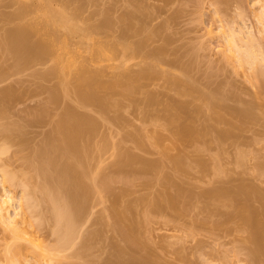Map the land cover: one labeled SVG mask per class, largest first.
Masks as SVG:
<instances>
[{
	"label": "rangeland",
	"instance_id": "374dc122",
	"mask_svg": "<svg viewBox=\"0 0 264 264\" xmlns=\"http://www.w3.org/2000/svg\"><path fill=\"white\" fill-rule=\"evenodd\" d=\"M21 6L27 11L17 18ZM48 8L78 28L70 35L65 27H55L56 36L67 37L68 55H61L63 49L55 43L61 60L66 63L69 58L74 64L64 72L55 55L24 64L23 59L4 54L6 32L18 24L34 23L36 36L31 38H46L42 17ZM130 13L135 18L129 20ZM143 24L145 29L137 31ZM227 27L251 34L264 55V0H178L168 9L162 0H0V91L12 88L16 94L10 105L4 102L8 107L0 123L24 127L16 142L0 135V175L7 170L22 172L21 177L29 172L23 157L45 142L66 108L87 115L95 126L89 138L92 159L86 180L97 189L77 228L84 238L77 235L68 250L62 248L58 254V248L50 254L51 264H250L246 239L251 228L210 194L252 186L259 196L253 199L249 194L252 200L239 196L241 206L264 210V60L254 69L239 66L226 50ZM140 42L144 47L139 52L123 53L121 43L134 48ZM82 66L101 71L99 83L106 87L143 69L153 74L134 92L119 85L104 110L97 104H81L76 77ZM212 98L220 104L222 121L211 109ZM176 104H184L186 110L177 111ZM247 107L252 116L236 118L235 110ZM173 114H180L179 119L170 121ZM190 118L197 130L208 131L195 138L180 136L176 127L188 124ZM228 122L233 123L232 134L218 140L217 130L229 129ZM21 140L24 144H18ZM127 155L134 156L135 165L119 169V162L126 164L130 158ZM141 161L150 168L140 170ZM21 189L13 186V196L19 199ZM166 194L178 197L176 207H169ZM119 217L124 227L135 230L131 240L117 228ZM0 226V264H7L4 248L10 233ZM48 227L27 230L51 249L57 236ZM85 241L89 250L83 247ZM117 246L129 252L121 256ZM82 250L85 254H80Z\"/></svg>",
	"mask_w": 264,
	"mask_h": 264
},
{
	"label": "bare ground",
	"instance_id": "6f19581e",
	"mask_svg": "<svg viewBox=\"0 0 264 264\" xmlns=\"http://www.w3.org/2000/svg\"><path fill=\"white\" fill-rule=\"evenodd\" d=\"M162 1H164L165 6L168 9L173 5L175 1L178 0H162ZM25 7L21 6L20 9L21 11L19 10V12L15 14L17 18L21 17V15L27 11L26 10L27 8ZM127 17L129 20L135 18L134 14L132 13L128 14ZM169 19L170 18H168L167 21ZM42 23L44 25V31H45L44 33L46 35V38H41L40 36L39 40L38 37L36 41L32 39L36 36L35 35L36 32L35 30H37L36 24L34 23L26 24V25L24 24L23 26L22 25L20 26V24H18L16 28L14 29L12 28L10 29V31L6 32V36L4 37V39L6 40L5 42L6 45H4L5 53L4 52L2 53L11 54L13 55V57L16 58V60L18 58L19 61L23 59L24 64L31 63L34 60L35 61H38L40 59L43 60V58L44 57L46 58V56L49 57L50 55H55L54 57L56 58V62L59 65L60 63H63L61 71L64 72L65 68L73 66L74 64L72 60L69 61L68 57H67L68 61L66 63H64V60L63 61L61 60V55H63L62 52L63 53L65 52V54H67L66 52H68V51H64L67 50L66 47H68L66 46L67 37H64L62 39L61 37H58V34L56 36L55 33L57 30L55 27L58 25L65 27L68 34L70 35L77 33L78 28L76 26L68 24L67 18H65L64 14H58L53 10H51L50 8L45 10L42 17ZM144 25L145 24H143V26L138 28L137 31H143L145 29ZM32 35L34 37H32ZM224 39L226 43V50L229 53L233 54V56H235L234 58L237 60L239 66H244V64H247L250 67V69L251 68L254 69L257 63L264 60L263 58L264 55L262 56L261 54H259V47H258L259 44L257 40L254 37H252L251 34L246 33L241 28L237 30V28L235 27H227L226 32L224 33ZM55 43H57L56 45L59 46L57 47ZM121 45L123 47L122 48L123 53H126L131 50L134 53L139 52L144 47V43L141 42L139 44H136V46L134 45V48L124 43H121ZM55 46L59 50L63 49L60 52L61 55L58 52L59 50L55 48ZM116 47L117 44L114 43L111 45V48H109L112 51L111 55H114V50ZM161 51H163V48L159 49V51L157 52L160 53ZM157 52H155V55L157 54ZM80 70L81 71H79L78 77H76V82H77L76 89L78 90L77 93H79L80 100H82L81 104H83V106L84 105L87 106V104L90 103L95 105L97 104L103 109L106 105H108L107 103H109V101L112 102L111 95H113L112 93L116 91V88L119 85H124L127 87V90L134 92L135 89L136 90L138 89L137 88L139 87L138 83L141 80L149 79L150 77H152L153 74L152 72H150L151 69L150 70L143 69L140 70L136 76L127 75L125 76L126 78H124L125 81L118 80L116 82L109 83V86L106 87L105 84L103 83L100 84L101 82L99 81V78L101 77V73H102L101 71L91 72L86 70L85 67H83ZM13 94L15 93L14 91H12V88H8V89L5 88V90L3 89V91L1 90L0 98H2V100L0 99V101H2V103L0 104L5 106L4 102L5 104H9L10 102H13L11 100V96L15 97L16 95ZM54 94H52V99L55 98L54 99L55 102L57 99H56V94L55 96ZM105 95L107 96L109 95L108 98ZM17 96H16L17 99L15 100L20 101L21 100L19 99L20 97L18 96L19 97L18 98ZM212 99L214 100L210 101L211 109H213L216 112L217 120L219 121L224 120L223 116L220 113L221 108L219 102L216 101L215 98ZM153 101L154 99L150 98L149 102H153ZM3 106L0 105V115L6 112L5 110L7 105L4 108ZM175 108L179 112H184L186 110V106L184 104H176ZM44 115L41 117H44ZM62 115H60L62 118H59L58 122H56L57 124L54 122L56 125L52 124L51 127L52 131L46 134V137L44 139L45 142H43L42 145L39 144L41 146L36 147V149L34 148L33 150L30 149L31 151L29 153V156L23 157V159L25 160L24 161L25 165L27 169H29L30 173L29 172L24 173L25 172L24 171L23 172L24 174H22L21 177L20 174L22 172L21 173L19 172L18 175L15 173L16 171L14 173L10 172L11 170L8 172L7 170L8 168H7L6 169L7 171L6 172L3 171L4 172L3 175L2 173L0 175L1 176L0 177V186H1L0 223L3 225V228L5 227L4 230L7 231L9 230L10 233L9 234L10 240L8 243H6V246L4 248L5 249L4 255L7 256L6 257L7 264H51V261H53V257L51 255L54 254V251H57V249L59 248L60 250H58L57 252L59 254L60 253L59 251L63 249L68 250L69 248L68 245H70L73 242V240L75 241L77 239V235L79 233L77 232V228L81 226L80 225L81 221H83L84 220L83 218H85L84 216L87 215L86 214V211H88L87 204L91 196L95 192V188H96L94 187V184L92 185V183L90 184L86 180L87 177L89 176L90 160L92 159L91 158L92 150L89 145V138L93 136L92 134L94 133L95 126H91L92 125L91 120L90 118L86 117L87 115L84 116L80 113L78 114V112H76L74 108L71 107L66 108V110L63 112ZM179 115L180 114H173L170 117V121H176L177 119H179ZM235 115L236 118L244 120L246 118H250L252 116V112L250 107H247L246 109L235 110ZM35 122H37V120ZM192 122L193 120L192 118H190L188 124H182L177 126L176 132L184 138H195L198 137L203 131L205 133L208 131L206 128H203L202 130H197L194 126H192L191 124ZM9 124L7 123L4 126L3 123L2 124L0 123V125H3L0 126L1 129L0 135H3L2 137L3 139H5V141L14 139L16 136H18V138L17 137L16 138L20 140V138H22L23 135L22 131L24 133L23 130L24 127L22 125L17 126V124L14 125H11V123ZM228 125L230 126V128L225 131L217 130L218 132L216 133V137L218 140H221L232 134V129L234 127L233 123L228 122ZM16 138H15V142L17 141ZM12 142L14 141L12 140ZM21 142L19 141L18 144H24V142L22 143ZM18 146L20 148V145ZM19 148H17V150L21 149ZM1 151H3V149H1L0 152ZM5 151L6 149L4 150V153L6 154ZM128 158L129 159L126 160L127 162L126 164L124 163L121 165L120 164L121 162L118 161L120 166L117 165L118 162L115 163V165H117L119 169L122 168L124 165L126 166L124 168H128L127 166L131 167V165L132 166L135 165L134 156L132 157L131 155L128 156ZM34 159L35 160L37 159L36 161L38 163L40 162L39 165L37 163L38 166L35 165L36 163L34 162ZM5 161L8 162V160ZM140 163H142V165H140V170L142 169L145 171L146 169L150 168V164L148 162L141 161ZM8 164L9 163H7V165ZM108 184L109 183L106 184L107 187ZM16 185L17 187L20 186V188H22L20 197L17 196L19 197V199L15 197L16 195L13 196L14 194H12V190H11L13 186L16 188ZM244 186L245 185L241 186L238 189V191L221 190L211 193L210 196L214 200L222 201L224 206L233 208V212L239 218H241V220L244 222L245 227L247 226L248 229L251 228L252 231L250 230V232L252 234L250 233V236L248 237L249 239L248 238L246 239L247 240L246 245L247 247L249 246V248H247L249 253L248 254L249 259L247 261L250 264H264V210L262 212H259V209L253 211L252 207H250L252 210L249 209L248 207L249 205L246 206L244 204L241 206V203L239 201L240 200L239 196H247L248 198H250L249 194H254V196L252 195L253 199H256L254 198L255 196H259L258 193H257L258 195H255L256 193L255 188H253L252 186L251 187L250 186L244 187ZM101 187L102 186H100L99 189H101ZM107 187L104 185V188ZM177 198L176 197L174 198V196L173 195L171 196L170 194L165 195V200L166 203L169 205V207H176V203L178 202ZM258 198L260 197H257V199ZM249 200L252 199L250 198ZM236 202H239V204H237ZM234 213H232L231 215L233 216ZM27 214H29L30 216ZM32 220L35 222H33ZM118 220H120V222ZM122 220L124 221V219H120V217L117 219V225L119 226L120 224V226L119 227L117 226V228L126 237L125 239L128 240L130 239L131 232L134 229L124 227ZM24 224H26L25 225L26 227L24 226ZM48 226L50 227L49 231H52L53 234H56L57 236L56 238L57 245L54 248H51L52 250L56 249L53 251L51 249H48L39 239H37V237L33 236V233H30L27 230L28 228L35 227V229L37 228L40 231V228L45 229V227ZM89 237L90 236H87L85 238L89 239ZM88 241H85L84 246L83 245L82 246L86 248L87 247L86 242ZM127 242L128 244L130 243L129 241ZM72 244L74 245V242ZM89 246L90 245H88V248ZM128 246H129L128 248L131 247L130 244ZM134 246H136V244H134ZM85 248L84 250L86 251L87 248L86 249ZM49 250H51L53 253H51V251ZM115 250L118 251L120 255L122 254L121 256H123L125 255L123 253L127 252L128 249L125 248L124 246L122 248L117 246ZM82 251L80 252V254L81 253L85 254L84 251L83 252ZM49 256L52 258H50ZM82 256L84 255H81V258Z\"/></svg>",
	"mask_w": 264,
	"mask_h": 264
}]
</instances>
